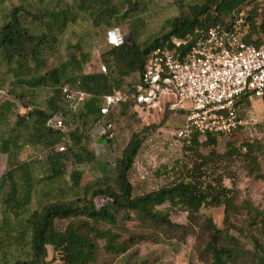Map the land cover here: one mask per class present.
Returning a JSON list of instances; mask_svg holds the SVG:
<instances>
[{
  "label": "trees",
  "instance_id": "1",
  "mask_svg": "<svg viewBox=\"0 0 264 264\" xmlns=\"http://www.w3.org/2000/svg\"><path fill=\"white\" fill-rule=\"evenodd\" d=\"M74 1L78 11L88 17L94 26L102 29L104 25L107 30L125 22L127 11L137 8L136 1L125 0L123 6L129 9L119 17L118 11L110 5L111 0ZM258 1L194 0L186 4L184 0H177V6L182 9L180 16L168 20L160 33L139 43L137 25H130L123 46H109L104 50L101 62L107 66L108 74L85 73V66L91 56L84 52L79 60L76 55H71L57 68L43 73L47 57L57 52L59 38L67 26L76 23L81 15L59 11V7L46 8L41 12L23 5L12 8L10 20L0 25V74L5 67L13 77L11 89L19 87L23 91H36L46 87L51 90V94L44 107L27 105L24 108L28 111L24 114L16 112L9 101L0 106V130L9 125L10 118H15L12 127L0 136V155L7 156V170L0 177V264H48L49 247L61 264H95L99 242L104 243L103 250L108 254L119 256L128 252L135 236L125 239L114 228L132 222H139L142 228V233L137 234V237L165 242L177 231L173 229L169 213L160 210L164 206L189 213L188 226L181 228L184 235L189 226L197 223L196 215L202 210L224 207V220L228 229L233 226L232 217L245 214L249 227L255 228L264 237V213L258 207L249 200H240L239 194L233 193L222 183L212 185L204 179V167L210 160L224 156L213 149L217 139L224 135H194L190 140H183L199 149V139L206 138L204 145L209 150L208 155L196 151L201 160L200 165L188 171L178 182L141 195L134 193L130 172L147 133L155 127H145L132 134L113 173L108 170V161H98L86 143L89 129L94 126L98 130L103 120L100 109L105 96L116 91H133L134 85L126 88L125 81L136 73L141 81L146 60L152 52L170 49L184 55L213 28L226 32L238 28L239 35L246 29L248 33L241 37L242 41L259 47L264 42V16L258 12ZM248 6L252 9L244 12ZM81 21L86 20L81 18ZM173 39L185 43L175 48ZM27 60L31 62L30 68L26 64ZM28 68L33 74L29 73ZM66 85L71 90L86 93V99L81 102L67 101L62 91ZM2 88L0 85V93L6 95L7 92ZM247 100V96L242 99L244 103ZM119 107L126 110L133 105L128 102ZM113 112L107 119H112ZM57 113L64 117L67 126L65 133L46 125ZM70 122L78 125L74 132L68 129ZM100 137L106 139L105 135L100 134ZM107 140L111 142L113 139ZM63 142L69 143L67 150L53 151L55 146ZM26 148L34 149L38 154L48 152L47 167L42 177L35 175L36 162L20 160ZM241 149L246 150L244 156L250 164L252 162L257 167L258 156L262 154L260 147L243 143ZM239 154L238 150L231 152L232 157ZM68 162L72 164V185L53 192L54 185L67 174ZM91 166L92 170L97 168L99 173L93 181L81 186L85 171L78 168ZM35 197L43 200H38L40 208L32 211L30 206ZM65 221L68 224L59 228L58 224ZM204 229L210 236L205 252L211 264H235L238 258L245 255L256 264H264V246L260 243H255L254 251L242 250L237 239L229 232L220 230L211 217H207Z\"/></svg>",
  "mask_w": 264,
  "mask_h": 264
},
{
  "label": "rangeland",
  "instance_id": "2",
  "mask_svg": "<svg viewBox=\"0 0 264 264\" xmlns=\"http://www.w3.org/2000/svg\"><path fill=\"white\" fill-rule=\"evenodd\" d=\"M125 0H111V7L118 11L121 17L126 10L129 9L124 5ZM137 2V8H131L127 11L126 21H122L118 27L121 28L125 37L130 31V25H137L139 43L145 42L160 33L166 22L172 18L180 16L182 9L177 6V0H132ZM194 0H184L189 3ZM131 2V3H132ZM259 14L264 16V0L258 1ZM17 5H23L30 10L41 12L40 10L49 8L63 10L69 14L80 16L76 23H70L61 38L57 52L48 56L43 68V73L53 68H57L60 64L67 61L71 55H76L78 60L81 53L90 54V62L85 66V73H104L102 67L106 66L101 62V55L104 50L109 47L105 40L107 28L103 25L102 29L91 23L88 17L82 15L77 8L74 0H0V25L10 20L12 8ZM252 9L248 6L244 12ZM243 12V13H244ZM243 15V14H242ZM81 18L86 21L82 22ZM244 29L239 35L240 38L247 34ZM26 64L30 68L31 62L27 60ZM107 67V66H106ZM28 68L30 74L33 71ZM32 68V67H31ZM109 70L104 74H108ZM13 77L8 74L4 67L0 74V85L7 93H0V106L9 101L14 105V110L24 114L25 106H41L44 107L47 98L51 94V90L46 87L37 89L36 91H23L16 87L11 89ZM139 83V74H133L126 79L125 87L130 88L132 85ZM23 94V97L19 96ZM133 105V104H132ZM125 111V114L123 113ZM242 116L246 123L243 128L232 136H222L217 139V145L213 149L223 157H215L204 167L206 176L205 181L212 185L218 182L224 187L239 194L240 200H249L261 212L264 213V110L261 103L256 100H247L244 103ZM167 117V119H166ZM257 119V122L251 123V119ZM166 119V120H165ZM15 118L9 119V125L3 126L0 130V136L4 135V131L8 130L14 124ZM163 121H166L163 124ZM105 123L113 124L112 134L113 140L109 142L107 139L100 137V132L93 126L89 129L86 143L89 150L92 151L97 160L101 163L108 161V170L110 173L115 171L118 159L128 144L133 133L140 132L145 127H155L151 132L147 133L143 146L135 160V164L130 172V180L134 187L135 195H141L157 191L158 189L170 186L183 177H185L193 168L200 165L201 160L199 154L208 155L209 150L204 143L206 138L199 139L201 147L195 149L191 143H187L177 138L176 133L184 122V115L180 111H170L169 108L164 113H150L147 115L139 114L135 108L117 107L112 115V119H105ZM78 125L76 123H68V129L74 132ZM243 143H253L260 147L262 154L258 156V166H253L244 154L245 149H241ZM69 143H66V150ZM238 150L241 154L232 157L231 152ZM56 151V146L53 148ZM196 151L199 154H196ZM48 153V152H47ZM47 153L43 154V159L39 160L34 149L26 148L20 155L21 161H32L35 164V175L40 178L45 173L47 167ZM229 153V155H228ZM38 154V155H37ZM225 154L226 157H225ZM37 160V161H36ZM40 161V162H39ZM67 174L53 187V192H58L67 185H72V164H67ZM84 170L85 174L81 181V186L93 181L98 175L97 168L92 170L89 168L79 167ZM7 170V156L0 155V177ZM43 189L44 186H43ZM43 189H41L43 191ZM40 190V189H39ZM35 197L31 203L30 210L40 208L38 200ZM101 204V200L98 201ZM160 210L169 213V220L173 229L177 231L172 238L165 242L158 243L154 240H146L137 237L142 233L139 222H132L124 226L114 228L115 231L121 233L126 239L132 235L135 239L131 248L127 253L114 256L103 250V242H99V252L95 264H211L209 255L205 252V246L210 241V236L204 229L207 217H211L215 225L225 233L237 239L238 246L244 251H254L255 243L264 246V237H262L255 228L249 227L245 214L232 217V227L228 229L225 222L224 207L209 208L202 210L196 215L197 223L189 226L186 234H182V227L189 224V213L185 210L170 209L168 206L161 207ZM2 215L0 213V221ZM68 221L59 223V228H64ZM48 264H61L58 256L53 250L48 248ZM55 260L53 261V258ZM235 264H256L247 255L238 258Z\"/></svg>",
  "mask_w": 264,
  "mask_h": 264
},
{
  "label": "built area",
  "instance_id": "3",
  "mask_svg": "<svg viewBox=\"0 0 264 264\" xmlns=\"http://www.w3.org/2000/svg\"><path fill=\"white\" fill-rule=\"evenodd\" d=\"M213 28L184 55L176 50L158 49L145 64L141 81L133 91H116L105 96L100 113L103 120L98 131L113 139V124L104 120L121 104L131 102L141 115L180 111L184 122L176 133L180 140L194 135L219 134L228 136L243 127L244 96L259 101L264 110V42L256 47L242 41L237 33ZM105 40L110 47H121L126 41L120 27L107 30ZM175 48L185 41L173 39ZM102 72L106 73L105 66ZM67 101H84L86 93L63 87ZM257 119L252 118L251 123ZM50 129L65 133L67 126L61 113L46 123ZM66 142L56 146L64 152ZM43 159V154L38 156Z\"/></svg>",
  "mask_w": 264,
  "mask_h": 264
},
{
  "label": "water",
  "instance_id": "4",
  "mask_svg": "<svg viewBox=\"0 0 264 264\" xmlns=\"http://www.w3.org/2000/svg\"><path fill=\"white\" fill-rule=\"evenodd\" d=\"M130 41V39H128V42Z\"/></svg>",
  "mask_w": 264,
  "mask_h": 264
}]
</instances>
